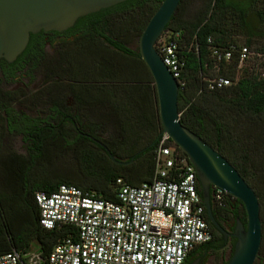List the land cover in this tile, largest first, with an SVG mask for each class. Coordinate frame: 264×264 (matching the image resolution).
Returning <instances> with one entry per match:
<instances>
[{"label": "trees", "instance_id": "trees-1", "mask_svg": "<svg viewBox=\"0 0 264 264\" xmlns=\"http://www.w3.org/2000/svg\"><path fill=\"white\" fill-rule=\"evenodd\" d=\"M161 2L128 0L77 19L65 32L46 35L41 31L29 35L24 51L13 63L0 60V132L6 117L13 121L20 118L14 102L22 96H15L2 87L17 79L33 82L40 76L42 84L35 97L59 96L49 99L45 110L58 112L62 122L59 143L63 150L53 153L58 157L71 155L85 170L82 177L69 170L36 173L37 165L31 161L14 162L12 175L33 176L17 179L10 173L6 177V162L0 157L8 187L7 193H0V256L13 251L23 255L35 244L46 264V256L57 243L68 236L74 237V230L69 226L51 231L39 228L34 201L37 192L50 194L59 185H71L95 198L115 201L113 184L116 178L131 186L151 181L152 149L159 136L144 144L141 150L134 151L127 149L130 140L124 134L117 133L109 144L104 143L115 160H129L133 156L135 168L133 172H126L92 150L88 140L77 136L79 133L97 139L96 136L108 135L113 128L89 122L86 108L81 106L79 110L74 104L76 100L80 103L89 99L97 101L98 97L91 92L132 82L141 77L140 70L147 71L139 58L137 45L134 49L129 45L137 44L143 28ZM162 36L175 41L177 55L183 64L178 78L183 86L177 92L179 123L222 156L257 197L261 212V244L256 262L264 264V63L255 56L264 52V0H180L158 39ZM45 37L49 42L52 38L59 39L51 59L45 54ZM240 47H246L252 54L245 64H239ZM212 48L233 49L229 61L220 63L217 70L209 57ZM216 75L227 79L230 85L209 92L205 89V81ZM112 113L110 109L108 115ZM11 126L21 132L25 125L14 123ZM125 152L127 156H123ZM30 154L32 158L40 156L38 151L31 150ZM96 163L99 166H95ZM195 181L197 195L201 198L196 178ZM223 199L221 206L211 202L215 207V211L211 207V213L216 223L222 230L229 228L231 232L235 219L245 226L240 202L226 194ZM205 219L212 238L191 250L185 260L197 253L204 256L215 253L229 244L228 257L220 259V264H226L235 240L225 241L206 216Z\"/></svg>", "mask_w": 264, "mask_h": 264}, {"label": "built area", "instance_id": "built-area-1", "mask_svg": "<svg viewBox=\"0 0 264 264\" xmlns=\"http://www.w3.org/2000/svg\"><path fill=\"white\" fill-rule=\"evenodd\" d=\"M154 49L178 88L182 87L178 78L183 64L175 41L161 37ZM232 51L210 49L213 68L227 63ZM251 55L246 47H240L239 64ZM255 56L264 63V52ZM229 85L218 75L205 81L209 92ZM152 157L151 181L131 186L116 178L115 201L95 198L71 185H59L50 194L35 193L39 228L51 231L69 226L74 230V237L64 238L51 249L45 263L183 264L191 250L209 242L211 231L196 192L194 170L186 157L165 134L157 138ZM224 194L212 187L211 202L221 206ZM0 264H43V260L36 250L23 255L13 251L1 255Z\"/></svg>", "mask_w": 264, "mask_h": 264}, {"label": "water", "instance_id": "water-1", "mask_svg": "<svg viewBox=\"0 0 264 264\" xmlns=\"http://www.w3.org/2000/svg\"><path fill=\"white\" fill-rule=\"evenodd\" d=\"M125 1L128 0H0V60L7 64L13 63L24 51L29 35L41 31H65L71 28L77 19ZM179 1L162 0L137 41L139 58L154 86L160 134H165L169 138L193 168L200 186L205 215L210 225L223 235L224 239L226 232L211 215L210 188H217L240 202L244 211L245 226L239 219H235L231 233L235 242L226 264H253L261 244L257 197L222 156L179 123L177 82L154 49L155 42L162 34ZM84 137L94 140L91 137ZM97 144L103 147L101 143ZM106 153L113 160L108 150ZM190 264H198V261Z\"/></svg>", "mask_w": 264, "mask_h": 264}, {"label": "flooded vegetation", "instance_id": "flooded-vegetation-1", "mask_svg": "<svg viewBox=\"0 0 264 264\" xmlns=\"http://www.w3.org/2000/svg\"><path fill=\"white\" fill-rule=\"evenodd\" d=\"M62 32H57V33H62ZM50 33L51 32H44V34L46 35ZM44 40L46 41L45 46L50 45V42L47 37H45ZM16 113L20 116V118L15 119L13 121L12 119L6 117L5 120L3 121V131L0 132V157L3 158L6 162V169H7L6 172L8 173V175L6 174L7 176L5 175L6 177L11 175V177L13 176L14 178L17 179L20 178L22 179L23 177L31 179L33 178L32 175H25V174L12 175V173H10L11 168L13 166L12 163L14 162L24 163L26 161H31V163H34L37 166H53L54 160L55 161L59 160V157L61 156L59 155L58 157L53 152L57 151L58 153H60L63 150L62 146H60L59 143V137L63 131L61 127L62 122L59 120L58 112L45 111V112H27V113L16 112ZM14 123L24 124L25 126L23 127L21 132H16L17 127L11 126ZM109 135L112 136L108 137ZM77 136L80 137L82 135L77 133ZM116 136H118V134L116 135L115 130H112V132L109 133L108 135L101 134L99 136H96L97 139L92 138L94 140H90L88 138H85L84 136H82V138L88 140L92 150H95L97 153H99L103 159L107 157L115 165L124 168V171L133 172L132 170L135 168V165L132 163L133 156L129 160L124 159L120 161V160H115L112 156L111 157L113 158V160H111L108 154L106 153V150L108 149L106 148L104 143L109 144L108 142H110V139H114ZM97 143H101L103 147L99 146ZM15 147H19L21 153L14 151ZM97 149H100L101 152L97 151ZM31 150L38 151L40 153V156L37 158H32V156H29L31 155L30 154ZM127 155L128 153L126 152L125 154H123V156H127ZM97 164L99 166V163H96V165ZM211 191L212 188H210V194ZM210 207H212V209L215 211V207L212 206L211 200H210ZM223 231H225L227 234L224 240L231 241L233 238L231 237L232 232L230 231V229L225 228V230ZM203 256H204L203 253L202 254L197 253L192 256V259L185 260V264H190L195 260H197L198 264H200Z\"/></svg>", "mask_w": 264, "mask_h": 264}, {"label": "crops", "instance_id": "crops-1", "mask_svg": "<svg viewBox=\"0 0 264 264\" xmlns=\"http://www.w3.org/2000/svg\"><path fill=\"white\" fill-rule=\"evenodd\" d=\"M140 76L113 89L107 86L91 92V95L95 93L98 97L97 101L89 99L80 103L76 100L74 104L79 110L81 106L86 108L89 112V122L95 121L96 124L110 126L116 134L128 136L130 146L127 149L130 151L141 150L144 144L155 141L160 135L152 79L145 70H140ZM109 95H113L114 98ZM76 96L77 93L74 95L75 99ZM110 109L113 113L108 115Z\"/></svg>", "mask_w": 264, "mask_h": 264}, {"label": "rangeland", "instance_id": "rangeland-1", "mask_svg": "<svg viewBox=\"0 0 264 264\" xmlns=\"http://www.w3.org/2000/svg\"><path fill=\"white\" fill-rule=\"evenodd\" d=\"M162 38H164L162 36ZM59 39L52 38L50 41V45H46L45 47V54L48 59L53 58L55 46L58 44ZM136 42H132L129 45V48L134 49L136 47ZM245 64V63H244ZM243 66V65H242ZM41 79L40 76H37L36 79L33 82H28V79H17L14 83L9 84L7 86H3L2 89L5 91H10L15 96L22 95L18 98L17 101L14 102V107L16 112H45L46 108L49 104H47L48 100L50 99H58L59 96H53L47 99V97L42 94L43 96L38 98L35 97L37 92L40 90L41 86ZM33 97L35 99H33ZM37 99V100H36ZM14 151L21 153V150H19V147H15ZM97 166V165H95ZM55 170H58L59 172H62V170H69L72 171L79 176L82 177V175L85 174V170L83 169L82 165L78 163V161L74 160L71 155H64L62 157H59V160H54L53 166H37L35 169L36 173H51ZM2 170L0 167V193H7V180L5 177V174H2ZM261 212H259L260 215ZM260 221H261V215H260ZM36 249L35 244H31L30 251H34ZM229 244H226L222 249L217 250L215 253H210L205 255L201 259L200 264H220V259L225 260L229 255ZM253 264H258L256 260Z\"/></svg>", "mask_w": 264, "mask_h": 264}]
</instances>
